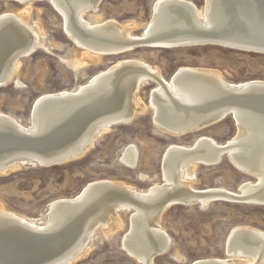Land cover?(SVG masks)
Segmentation results:
<instances>
[{
	"label": "bare ground",
	"instance_id": "6f19581e",
	"mask_svg": "<svg viewBox=\"0 0 264 264\" xmlns=\"http://www.w3.org/2000/svg\"><path fill=\"white\" fill-rule=\"evenodd\" d=\"M13 1L28 3L34 0ZM46 1L51 2L57 13L61 14L66 35L83 50L82 58L71 62L75 70L97 61L102 56L123 54L136 47L170 49L194 46L190 43L200 40L209 42V45L218 44L217 46L224 47L221 45L224 41L216 38H178L176 36L179 34L176 33L196 28L209 32L221 29L226 31L231 23L228 15L221 9L222 0H204L201 8L188 0H154L151 17L143 33L133 34L128 25L114 19L97 18L94 22L85 19V13L97 11L101 0ZM178 5L185 6L181 8ZM28 12L29 5L18 12L0 13V83L6 82L0 86L13 80L17 86L22 85L19 80L13 78L21 63L20 60L41 44L38 33L32 30L26 21ZM231 18L232 27L246 26L245 22L242 24L238 20L233 11ZM156 34L174 37L155 42L148 40L145 42L150 44L136 45L139 38L152 37ZM111 42L116 46L110 47ZM231 49L249 52L256 50L257 53H263L262 47L235 42H232ZM176 72L179 75L172 81L171 78ZM148 81L157 84L149 95L154 125L176 137L185 135L178 132L186 127L179 122L201 117L206 119L217 112L212 91L220 88L218 81L227 87L250 83L264 84L263 80L228 82L215 69L190 66L179 67L166 80L158 68L142 60L122 59L106 69L99 70L74 89L43 93L37 97L36 99L46 98L48 101L49 98L80 92L79 97L73 102L51 106L53 109L45 119L42 118L40 110L33 111L29 124L23 125L12 115L0 112V129L8 131L13 128L16 134L26 138L45 135L59 138L64 133L62 125L71 122L75 117L79 119L84 114L95 112L96 116L85 120L80 126V131H77L80 132L79 138L75 145L64 150L67 156L71 153L76 154L75 159L56 165L64 164L82 157L89 151L99 136L112 127L109 124L111 121H129L133 115L144 112L146 105L137 96V92L141 84ZM162 82L167 84L169 91H165ZM112 106L115 112H107ZM228 109L235 115V135L224 143L200 135L191 145L169 144L160 161L163 178L161 183H153L146 190H137L123 181L110 179L90 181L75 196L52 200L41 218L19 215L6 210L0 204V227H3L1 230L19 237H37L32 239L35 243L43 241L40 236L48 240L58 238L61 236L60 233L72 234L74 241L69 252L58 260L44 263L65 264L64 261L69 258L71 260L66 264H72L90 249L89 242L97 228L101 227L106 233L114 232L121 227L118 212L133 208L130 212L128 230L122 237V247L127 250L130 257L138 261V264H154V258L165 254L170 246V237L160 226L159 221L162 213L172 204H199L204 207L218 197L232 201L228 194H236L245 201L244 203L256 204L264 201V113L243 108ZM224 111L225 109L221 110ZM72 115L76 116L68 119ZM225 146L227 147L224 148ZM222 149H227L226 156L236 168L254 176L255 180L244 181L239 185L238 191L223 187L205 189L193 187L195 167L211 165L219 159ZM39 155L38 152L21 150L1 155L0 175L26 165L39 166L35 161L41 164L45 162ZM136 159L135 146L128 145L121 160L133 167ZM100 186L103 187L92 191L90 195L78 197L84 188L89 190ZM74 198H77L76 207L64 211L62 205L73 201ZM226 242L227 258H201L190 264H264L263 230L245 225L234 226L230 229L225 244Z\"/></svg>",
	"mask_w": 264,
	"mask_h": 264
},
{
	"label": "rangeland",
	"instance_id": "374dc122",
	"mask_svg": "<svg viewBox=\"0 0 264 264\" xmlns=\"http://www.w3.org/2000/svg\"><path fill=\"white\" fill-rule=\"evenodd\" d=\"M188 1L200 8L204 3V0ZM153 2L101 0L97 11H89L84 17L90 22L97 18L114 19L128 25L133 34H142L151 17ZM28 5L26 21L38 33L41 44L20 60L13 78L22 85L17 86L13 80L0 86V112L12 115L23 125L29 124L30 109L37 97L74 89L99 70L122 59L142 60L158 68L166 80L179 67L190 66L215 69L228 82L264 81L263 53L217 45L170 49L136 47L123 54L102 56L75 70L71 62L81 59L83 50L66 35L61 15L46 0L28 3L0 0V13L18 12ZM156 85L154 81L142 83L137 96L146 105L144 112L137 113L126 124L110 127L82 157L50 167L26 165L0 175V204L19 215L41 218L52 200L75 196L90 181H123L137 190H146L153 183L162 182L160 161L169 144L191 145L200 135L224 143L235 135L236 125L230 117L182 136L162 132L152 122L149 99L151 89ZM128 145H134L137 152L133 167L121 160ZM247 180L254 181L255 178L236 168L224 156L218 164L197 165L192 186L238 191L239 185ZM131 211L118 212L121 227L114 232L106 233L101 227L97 228L90 239V249L72 264H138L122 247ZM159 224L171 241L168 251L154 258V264H190L201 258H227L225 241L231 228L245 225L264 231V205L226 199H216L204 207L175 204L162 213Z\"/></svg>",
	"mask_w": 264,
	"mask_h": 264
},
{
	"label": "water",
	"instance_id": "95a60500",
	"mask_svg": "<svg viewBox=\"0 0 264 264\" xmlns=\"http://www.w3.org/2000/svg\"><path fill=\"white\" fill-rule=\"evenodd\" d=\"M49 3L55 9L53 4L51 2ZM220 3H222L223 6L221 9L228 15L229 21L231 22L228 27V30L223 31L224 29H221L222 31L218 30L216 32L215 31L209 32L196 28L187 31H178V33L176 34L179 35L177 36L175 35V36L178 38L200 37V39H203L205 37H212V38H216L217 40L224 41L223 44L221 45H224V47L226 48L228 47L230 49L232 48V42L259 46L263 48L262 51L264 54V0H222ZM184 6L178 5V7L181 8H184ZM55 10L57 11V9ZM232 11L236 13V15L238 16V20L242 24L243 22H245L246 24L245 27H240V26L232 27V18H231ZM221 13L223 14L222 11ZM172 37L174 36L171 35L167 36L166 34L164 35L156 34L153 35L152 37L139 38L138 40H136L139 41V43H136V45L138 46L141 44L147 45L150 43H147L145 41L154 40L153 42H155V40L169 39ZM112 42L109 43L111 44L110 47L116 46V44ZM191 44L195 46V45H209L210 43L207 41L200 40L197 42H191L190 45ZM34 51L35 50H32L31 52H29L28 55L32 54ZM252 52L257 53L258 51L252 50ZM177 75H179L178 72H176L172 76L171 78L172 81L175 79ZM3 83L6 82L4 81L0 84ZM162 84L165 91H169L167 84L164 82H162ZM218 87L220 88L219 89L215 88L216 90L212 91V93L215 95V101H216L215 106L217 112L211 115V117H207L206 119H202L201 117L191 121L179 122V123H183V125L186 127H183L184 130H180L178 132L181 133L183 132L184 134L197 132L202 130L204 127H208L210 125L218 123L227 117H230L233 121H235L236 119L234 112L228 109L230 107L233 109L243 108L245 110H252V111H258L264 113V84L250 83V84H243L241 86L234 85L227 87L223 85V83L218 81ZM79 93L80 92L68 93L58 98L57 97L49 98L48 101L46 98L44 100H40L42 98L36 99L31 106V110L29 114L30 119L32 118L33 111L37 112L39 110L41 111L42 118L44 119L47 118L48 117L47 115L53 109V107L51 106L59 105V103L62 104V103L73 102L75 101L76 98L79 97ZM113 106L109 110H107V112L114 113L115 108ZM223 109H225V111L221 112V110ZM74 116L76 115H72L71 117H68V119L73 118ZM93 116H96V113L92 111L82 115L81 117H79V119H76L75 117L74 119H72L71 122L62 125L64 127L63 129L64 133L63 134L61 133L62 135L59 137L60 139L54 138L53 136H49V135L26 138L20 136V134L18 133L16 134L13 128H11L8 131L0 129V156L5 153L17 152L20 150L38 152L40 154L39 156L45 159V162L42 164L35 161L36 164H38L40 167H50L58 164L59 162L75 159L76 154L71 153L68 154L67 156L65 154L66 151L65 149L75 145L74 143L79 138L80 132L78 133L77 131H80L79 130L80 126L83 125L85 120ZM134 117L135 115L132 116L131 120ZM131 120L129 121L113 120L109 124H111V126H114L121 123L122 124L128 123ZM152 122L154 123L153 120ZM156 127L162 132L166 134H170L168 131L158 127L157 125ZM49 137L51 138L49 139ZM226 147L227 146H225L224 148ZM226 155H227V149H222L219 155V159L215 162H212L211 165H215L219 163L222 157ZM101 187L103 186H100L98 188H90L89 190L87 188H84L78 197H82L83 195L88 196L90 195V193L96 191V189L97 190L101 189ZM228 195L229 198L234 202H243V203L245 202L242 199H240V197L237 196L236 194H228ZM76 199L77 198H74L73 201L63 204L62 209H64L65 211L68 208L73 209L74 207H76L75 206L77 204ZM216 199H223V198L218 197ZM256 204L264 205V201H259ZM131 210H133V208ZM1 228L3 227H0V264H44L50 261H54L56 259L58 260L59 257H62L63 255L69 252L70 246L74 241V235L72 234L70 235L66 232L62 234L60 233L61 236H59L58 238L55 237L56 239L47 240L45 237L40 236L42 237L43 241H39L35 243L32 241V239L37 237L34 238L29 236L19 237V236H15L11 232L5 233L4 230H1ZM225 246H227V242ZM123 250L127 253V250L125 248H123ZM225 254L227 255L226 252ZM69 260L71 259L69 258L66 259L64 263L66 264Z\"/></svg>",
	"mask_w": 264,
	"mask_h": 264
}]
</instances>
